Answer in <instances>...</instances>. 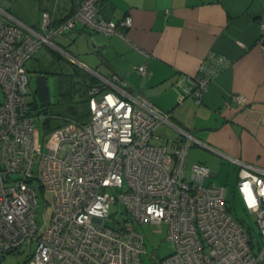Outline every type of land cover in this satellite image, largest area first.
I'll return each instance as SVG.
<instances>
[{
    "label": "built area",
    "instance_id": "1",
    "mask_svg": "<svg viewBox=\"0 0 264 264\" xmlns=\"http://www.w3.org/2000/svg\"><path fill=\"white\" fill-rule=\"evenodd\" d=\"M99 1L77 0L64 17L42 11L37 26L6 21L10 15L0 6V259L22 249L30 264H143L146 247L136 225L165 222L172 250L161 264H264V168L232 159L236 193L255 216V243L229 213L226 187L204 183L210 169L192 163L186 171L192 137L159 140L154 131L170 123V113L126 90L120 76L102 78L103 89L90 87L86 119L64 120L47 132L45 150L36 149L26 64L79 25L122 36L131 17L106 18ZM209 62L186 79L179 101L199 100L226 64L220 56ZM137 69L146 72L145 65ZM232 99L247 103L241 94ZM38 190L51 207L46 223L37 221ZM115 201L123 216L105 223Z\"/></svg>",
    "mask_w": 264,
    "mask_h": 264
},
{
    "label": "crops",
    "instance_id": "2",
    "mask_svg": "<svg viewBox=\"0 0 264 264\" xmlns=\"http://www.w3.org/2000/svg\"><path fill=\"white\" fill-rule=\"evenodd\" d=\"M2 1L10 15L3 17L6 21L38 25L39 15L36 22H27ZM76 4L41 0L40 9L64 17ZM99 8L112 20L131 17L122 36L100 33L96 38L106 44L105 52L90 49L83 35L93 32L81 25L54 38L61 48L68 41H86L89 51L81 56L70 51L71 58L97 79V87L104 88L102 78L118 75L126 90L169 112L170 123L164 124L175 132L171 139L185 142L191 136L187 159L193 148L191 159L209 167V176L218 175L211 170L217 158L236 173L232 159L264 168V30L259 27L264 0H100ZM210 56L223 57L226 64L199 100L187 96L179 101L186 79L208 66ZM140 65L146 66L144 74L138 72ZM235 94L247 103L238 105Z\"/></svg>",
    "mask_w": 264,
    "mask_h": 264
},
{
    "label": "rangeland",
    "instance_id": "3",
    "mask_svg": "<svg viewBox=\"0 0 264 264\" xmlns=\"http://www.w3.org/2000/svg\"><path fill=\"white\" fill-rule=\"evenodd\" d=\"M40 1L41 0H3L2 2L6 6H11V10L21 19L27 22H36L38 15L39 17L41 15ZM92 32L95 38H100L102 36V34L98 32ZM70 51L73 52V54L81 56L84 52H88L89 48L85 40L76 41V43L68 41L64 45V48L56 45L53 51L47 48V45H43L37 52H35L34 56L36 58H33V56L26 64L29 68L27 73L29 90L27 101L30 103L31 111L35 115V147L39 152L45 150V136L48 130L56 125H61L64 122L63 118L71 115V105L78 108L80 112L87 111L86 105L78 102L80 100V90L74 92L73 101H71L67 95L62 94L69 87L67 79L69 77L56 73L60 70L68 71V68L66 67H68L69 62L75 65L78 69L86 71L79 62L71 58L73 57V54ZM37 62L43 67H38L36 64ZM38 70L46 72L51 101V105L48 108H45L40 104L36 93L35 74ZM76 78L77 77L75 76V79ZM75 86L78 87L80 84L76 82ZM2 100L3 91L0 87V102ZM154 133L159 136V140L166 141L171 139L175 132L170 125L161 123L156 127ZM159 140H156V142ZM192 150L193 148H191L189 152L190 158L187 159L186 163L187 172L189 171L191 164L196 162L191 159ZM216 163V168H211V170L217 171L218 175L214 177H206L204 183H215L226 187V206L229 213L237 219L245 229H248L252 242L256 243L260 236L258 235L255 216L253 213H248L243 208L242 202L235 190L237 173L234 171L233 166L224 162V160L217 158ZM38 195L39 205L37 207V221L41 223L44 220L46 223L50 215L51 207L49 204L46 206L44 205V200L39 190ZM122 210L123 206L119 201L111 202L109 207V213H111V216L105 219V223H111L112 217L121 218L123 216ZM136 229L144 237L146 251L142 254L143 264H161V258L172 250L171 242L166 239L167 224L165 222H144L137 224ZM27 253L28 251L26 250H16L14 253L7 254L1 258L0 264H30Z\"/></svg>",
    "mask_w": 264,
    "mask_h": 264
},
{
    "label": "trees",
    "instance_id": "4",
    "mask_svg": "<svg viewBox=\"0 0 264 264\" xmlns=\"http://www.w3.org/2000/svg\"><path fill=\"white\" fill-rule=\"evenodd\" d=\"M99 12H100V8H99ZM66 68H68V71L60 70V71L56 72L57 74H63L65 76L69 77V78H67L68 82H69V87L62 94L67 95V97L71 101H73L74 92L76 90H80V100L78 102L83 103L87 107V102H88V98H89L88 89L92 86H96V87L99 86L100 87V84L98 83L97 79L92 74H90L89 72H87L85 70L78 69L71 62H69V65ZM75 76L77 77L76 79H79V80H76ZM76 82H78L80 84V86L76 87L75 86ZM48 107H46V108H48ZM70 108H71V112H70L71 115L64 117L63 118L64 120H67V119L84 120V119H86V117L88 115V111L80 112L78 110V108H76L74 105H71ZM58 126L59 125L54 126L50 130H48V132L51 131L52 129L58 127ZM246 230L249 233L248 229H246Z\"/></svg>",
    "mask_w": 264,
    "mask_h": 264
},
{
    "label": "water",
    "instance_id": "5",
    "mask_svg": "<svg viewBox=\"0 0 264 264\" xmlns=\"http://www.w3.org/2000/svg\"><path fill=\"white\" fill-rule=\"evenodd\" d=\"M83 38H86L90 49L93 50L94 52L97 53L101 49L102 52H105L104 48L106 44L99 43V41H97V39L93 34L86 33L83 35ZM35 86L40 104L45 108L48 107L51 101H50L49 86L47 83V76L45 72H39L35 74Z\"/></svg>",
    "mask_w": 264,
    "mask_h": 264
},
{
    "label": "flooded vegetation",
    "instance_id": "6",
    "mask_svg": "<svg viewBox=\"0 0 264 264\" xmlns=\"http://www.w3.org/2000/svg\"><path fill=\"white\" fill-rule=\"evenodd\" d=\"M39 72H43V71H37L36 74L39 73Z\"/></svg>",
    "mask_w": 264,
    "mask_h": 264
}]
</instances>
